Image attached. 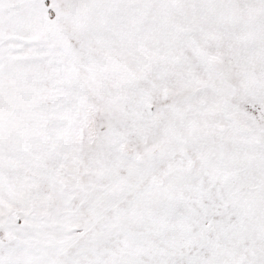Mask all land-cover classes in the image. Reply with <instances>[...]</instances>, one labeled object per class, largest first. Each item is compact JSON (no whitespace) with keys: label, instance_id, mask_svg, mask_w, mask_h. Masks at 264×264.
Masks as SVG:
<instances>
[{"label":"snow or ice","instance_id":"6c2138e0","mask_svg":"<svg viewBox=\"0 0 264 264\" xmlns=\"http://www.w3.org/2000/svg\"><path fill=\"white\" fill-rule=\"evenodd\" d=\"M0 264H264V0H0Z\"/></svg>","mask_w":264,"mask_h":264}]
</instances>
